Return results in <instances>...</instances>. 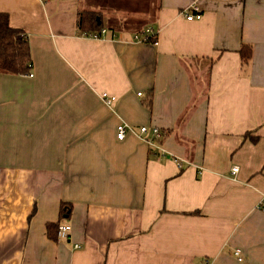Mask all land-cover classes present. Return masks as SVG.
<instances>
[{"label":"crops","instance_id":"crops-1","mask_svg":"<svg viewBox=\"0 0 264 264\" xmlns=\"http://www.w3.org/2000/svg\"><path fill=\"white\" fill-rule=\"evenodd\" d=\"M193 3L201 17L187 20ZM81 8L105 35L79 32ZM0 12L31 57L27 74L0 72V264H264V0H0ZM120 123L135 132L117 139ZM142 125L166 131L164 154ZM57 221L68 240L49 238Z\"/></svg>","mask_w":264,"mask_h":264},{"label":"trees","instance_id":"trees-1","mask_svg":"<svg viewBox=\"0 0 264 264\" xmlns=\"http://www.w3.org/2000/svg\"><path fill=\"white\" fill-rule=\"evenodd\" d=\"M77 29L85 35H97L103 28L101 14L97 10L79 9ZM153 40V39H150ZM152 42H156V37ZM250 47L243 44L240 49L242 60L247 61L250 57ZM31 66L30 48L27 36L23 31L11 26L6 13L0 12V72L8 74H27ZM70 205L61 203L59 218L69 216ZM60 222H49L46 224L50 239H56V230Z\"/></svg>","mask_w":264,"mask_h":264},{"label":"built area","instance_id":"built-area-1","mask_svg":"<svg viewBox=\"0 0 264 264\" xmlns=\"http://www.w3.org/2000/svg\"><path fill=\"white\" fill-rule=\"evenodd\" d=\"M187 20H194V19H199L201 17V13L199 10V7L196 3L191 4L185 11L183 12ZM106 34V29L102 28L100 31V37ZM87 37H92V38H99L97 35H85ZM140 36L143 37L142 40H150L153 38H150L154 36L152 34V31L150 30H145L140 34ZM140 36H136V39H139ZM140 40V39H139ZM30 76H32L30 74ZM140 95V93H138ZM102 101L107 105V106H112L115 102V97L113 96H108L106 93L101 94ZM138 135L140 137H143L145 142L148 143V145L152 148H155L157 151L160 150L161 155L164 154V152L161 151V148L159 147V142L164 138L166 135V131L160 129L157 126H139L137 128ZM128 132H135V129L132 127V125H127L125 123H120L116 127V137L119 140H122ZM159 152V151H158ZM176 164L178 165L179 168H181V162L176 161ZM238 172V166L233 165L230 169V174L231 176H235ZM257 209L261 210L264 212V193L259 197L257 203H256ZM72 227L68 223H59L57 230H56V237L58 240H68L71 234ZM75 248H79L80 245L78 243L74 244ZM234 255L241 260V255L239 250L234 251Z\"/></svg>","mask_w":264,"mask_h":264},{"label":"rangeland","instance_id":"rangeland-1","mask_svg":"<svg viewBox=\"0 0 264 264\" xmlns=\"http://www.w3.org/2000/svg\"><path fill=\"white\" fill-rule=\"evenodd\" d=\"M90 1V0H89ZM149 27V26H148Z\"/></svg>","mask_w":264,"mask_h":264}]
</instances>
